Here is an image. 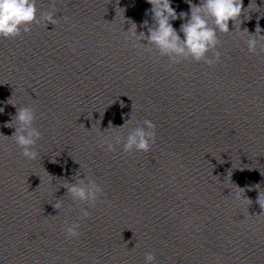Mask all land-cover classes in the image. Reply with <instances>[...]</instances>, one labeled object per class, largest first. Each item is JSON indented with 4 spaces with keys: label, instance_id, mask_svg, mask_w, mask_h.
I'll list each match as a JSON object with an SVG mask.
<instances>
[{
    "label": "clouds",
    "instance_id": "obj_1",
    "mask_svg": "<svg viewBox=\"0 0 264 264\" xmlns=\"http://www.w3.org/2000/svg\"><path fill=\"white\" fill-rule=\"evenodd\" d=\"M151 4L154 19L156 20L157 27L150 29L148 40L150 43L155 44L163 53L173 54L175 56L186 58L191 56L196 62L204 61L209 66L213 65L220 58V53H215V60H207L206 54L210 49H214L219 43L217 39V29L220 32L227 33L229 31V22H235L244 11L245 7L243 0H204L203 5L193 6L191 0H185L189 3L191 9V17L189 21L181 26L184 39L181 41L180 35L176 29L173 28L170 23V19H183L185 13H180L177 16L175 9L172 7L171 0H147ZM119 0H117V4ZM249 4V8H250ZM120 9V8H119ZM124 11V9H122ZM209 15L215 24L214 28L208 26V21L201 13ZM50 22L52 17L49 15L46 17ZM36 3L35 0H0V37L3 38H16L21 35V29L24 33L31 31V25L36 23ZM133 29L135 24H133ZM262 29L257 23L256 32H261ZM248 51L251 53L256 52V41L250 40L248 42ZM180 61H175L179 63ZM8 104L9 100L7 101ZM15 106L14 104H12ZM4 108H0V113H3ZM35 111L31 108H19L15 116V121H18L21 127L16 128L13 133L12 139L16 145L22 150L21 154L29 161H34L38 158L39 153L35 150L37 141L41 137L40 131L32 127L35 120ZM152 131L145 132L141 129L136 130L133 134H130L127 138V143L124 145V151L130 152L133 149L139 152H149L151 148L150 141L155 142V125L145 120ZM6 127H13V122L5 124ZM26 133V134H25ZM109 143L106 140L101 141V145L104 146ZM106 151H113L111 144L109 143ZM243 170V168H241ZM262 175V174H261ZM68 191L71 195L81 201H91L93 205L97 201V194L103 191L95 183H92L90 187L85 189L77 185L68 186ZM237 193L239 198L240 193ZM250 202L249 200L245 199ZM256 203L261 209H264V193L259 192ZM54 207L56 209L61 208V204L57 202ZM89 216V212L84 211L83 216ZM79 224H72L65 228V234L67 238H75L79 236L77 229ZM154 256L148 254L146 256V262L154 261Z\"/></svg>",
    "mask_w": 264,
    "mask_h": 264
}]
</instances>
